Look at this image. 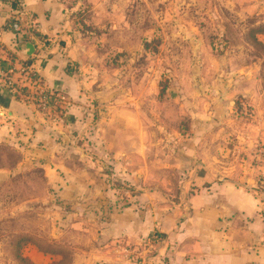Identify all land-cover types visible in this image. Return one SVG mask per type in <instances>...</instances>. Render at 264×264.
<instances>
[{
	"label": "crops",
	"instance_id": "0c3cea01",
	"mask_svg": "<svg viewBox=\"0 0 264 264\" xmlns=\"http://www.w3.org/2000/svg\"><path fill=\"white\" fill-rule=\"evenodd\" d=\"M88 1L94 10L101 7L96 2L102 0ZM70 2L0 0V66L15 83V69L28 65L46 96L41 105L35 91L12 89L0 77V147L16 149L18 161L42 164L46 187L61 201L55 206L72 210L58 218L48 208L47 224L63 226L50 231V240L66 242L72 252L70 264H141V256L146 255L143 243L154 233L159 242L148 253L146 264H264V191L254 186L260 180L259 172L226 159L228 149L221 155L208 154L205 149L220 138L216 131L230 125L224 121L228 112L223 121L217 123L213 118L220 108L232 109L229 102L234 96L252 103L254 114L246 130L235 127L240 129L237 142L246 143L249 150L258 138H264L259 62L256 56L248 55L247 60L251 43L242 37L247 32H262L264 0H155L156 28L188 34L192 47L200 50L209 47L206 34L221 36L220 49L225 50L228 63L225 77L232 88L226 94L228 104L216 107L210 104L211 95L196 86L189 93L182 90V84L172 89L177 98L196 97L201 116L198 120L187 107L186 114L194 119L188 125L189 137L181 140L170 130L166 135L174 134L171 143L168 136L150 138L144 132L147 109L143 107L156 96L155 92L150 95L146 84L134 95L126 90L121 96L114 90L109 102L101 105L105 99L93 88L91 74L99 60V46L74 31L68 14ZM22 13L24 23H19L15 19ZM111 29L110 34L117 33L116 24ZM127 29L126 33L132 31ZM112 46L111 51L132 55L127 40L123 47ZM207 59L199 63L207 65ZM153 62L158 64V57ZM198 72L189 73L186 80L206 81L207 71ZM17 85L22 86L19 81ZM172 105V119L178 121L184 110L178 101ZM156 122L158 128L169 129L162 118ZM166 144L176 147L170 150ZM154 150L157 156L162 153L159 160L165 162L160 169L154 164L150 168ZM167 161L177 168L168 170ZM94 162L109 163V171L102 172ZM191 163L199 168H191ZM187 168H191L188 173ZM28 172L33 171L29 168ZM186 174L188 178L181 180L180 175ZM169 178L176 180V186L169 184Z\"/></svg>",
	"mask_w": 264,
	"mask_h": 264
},
{
	"label": "rangeland",
	"instance_id": "374dc122",
	"mask_svg": "<svg viewBox=\"0 0 264 264\" xmlns=\"http://www.w3.org/2000/svg\"><path fill=\"white\" fill-rule=\"evenodd\" d=\"M96 4H100L101 7L94 10L91 1L71 0L68 5V14L77 35L99 46L96 49L99 60L96 61V66L91 74L94 76L92 80L93 88L105 99L101 105H106L109 102L113 97L112 91L114 90L121 96H125L126 90L131 91L134 95L141 91L142 86L146 84L150 89V95H154L155 92L156 96L153 98L154 101H148L144 104L143 109H147L144 132L150 138H159L165 135L170 140V136L174 134L166 135V133L172 130V132L175 131L179 139L184 140L189 137L188 125L194 120L192 114H186L187 107L197 114L196 97L177 98L172 89L181 87L182 84V90L187 89L185 91L189 93L190 89H194V86H196L195 89L211 95L210 100L212 103H209L214 107L228 104L226 94L232 91V88L229 90L228 86L231 82L227 81L225 77V69L228 67V63L225 64L227 57L223 56L225 50L223 52L220 49L219 37L221 36L218 33L206 34L210 40L209 47L200 50L197 47H192L190 38L187 37L188 34L184 36L156 28L155 0H102L96 2ZM158 4L160 5V3ZM171 4L176 6L173 2ZM163 9H165L164 6ZM166 10L171 16L170 8H166ZM114 24L117 26V33L110 34L109 31L112 30ZM119 26L122 29H119ZM126 28L132 31L126 33ZM263 31L264 27L262 32L259 33L247 32L242 34V37L251 43V47L246 52L247 60L253 56L258 58V61L256 57L254 59L259 62L260 81L258 84L261 89L264 88ZM231 36L235 37V34ZM125 40L133 48L132 55L129 56L124 51H111L112 45L123 47ZM195 54H198L199 62L208 58V64L201 65L199 62L196 64ZM156 57L159 59L158 64L153 62ZM196 70L199 71V75L200 71H207L206 81L186 80V78H189V73L196 72ZM179 77L183 80L179 81ZM199 97L201 99L204 95ZM174 100L178 101L182 106V110H184L181 119L178 121L172 119V102H176ZM193 101L195 102L193 103ZM154 102H159V104L156 105ZM229 104L232 107L230 111L220 108L213 119L217 123L223 121V117L228 112L229 118L224 121L229 122L230 125H224V130L216 131L215 134H219L220 138L217 142L206 145L205 149L208 154L218 152L219 155L226 149L232 150L231 152H228V150L225 152L227 153L225 158L231 159V162L235 161L237 164H243L247 169L259 172L260 180L254 186H256V189L264 191V178L262 175L264 171V138H258L256 143L251 145V149L248 150L246 143L237 142L240 129H235L236 126L238 128L244 126L246 130V124L251 122L254 115L252 112L253 107L250 105L252 103L234 96ZM157 106L160 107L159 110L156 108ZM161 112L165 114L160 115ZM213 113L214 111L212 115ZM195 116L199 120L201 114ZM157 118H162L166 124H169V129L165 131L158 128ZM173 126L176 128L172 129ZM226 137L230 143L225 141L224 138ZM167 142L171 143L172 140ZM223 144L225 145L223 146ZM152 146L161 148L158 145L155 146V144ZM182 146L180 145L181 149ZM173 147H176V145H169L170 150ZM155 151L154 154L152 153L153 157L151 159L153 160L150 163V168H153L152 164H154L157 169H160L159 167H163L165 162L159 160L162 153L157 156ZM233 155L234 157H232ZM16 156V149L0 147V264H35L34 262L38 264H46V262L47 264H70L72 252L65 246L66 242L59 241L61 239L57 242L56 239L50 240V231L52 229H62L63 226L48 225L49 219L46 214L49 211L48 208H51L54 217L59 218L67 215L72 210H67L63 205V209L56 207L60 206L61 201L55 192L51 194L46 187L47 178L44 176L42 164L37 163L34 165L29 164L28 161H18ZM96 164L102 172L109 171V163L102 162L99 164L97 162ZM166 165H168V170L177 168L172 167L170 161H167ZM195 165V163H191L190 167L194 168ZM18 167L21 170H19L20 173L17 171ZM29 168L33 172H28ZM191 168L184 169V171L188 170V173ZM196 168H199V166L196 165ZM179 170L182 171L183 169L180 168ZM196 172L200 175L199 170ZM32 173L34 174L32 175ZM180 176L181 180L188 178L186 177L187 174ZM218 178L219 176L216 177V179ZM168 182L176 186V180L173 182V179L169 178ZM117 195L119 194L117 193ZM68 199L66 198L67 202H73V199ZM47 256L49 261H46Z\"/></svg>",
	"mask_w": 264,
	"mask_h": 264
},
{
	"label": "built area",
	"instance_id": "2783aa9c",
	"mask_svg": "<svg viewBox=\"0 0 264 264\" xmlns=\"http://www.w3.org/2000/svg\"><path fill=\"white\" fill-rule=\"evenodd\" d=\"M21 18H16L15 20L19 23H24V14L22 13ZM18 80L17 82H13L11 76H8V74L5 72V70L0 66V77H4L6 80V85L13 88H25L29 91H35L36 96L38 97L39 101L41 102V105L44 103L45 96V90L42 89L40 82L34 72H32L28 65L22 64L19 68L15 69ZM12 73V72H11ZM18 81L21 82L22 86L18 87ZM42 99V100H40ZM159 242V237L156 233L151 234L149 239L145 241L143 244L144 250L146 251L145 256H141L143 258L141 264H146V261L149 257V254H151L153 251H155L156 245ZM149 253V254H148ZM135 254H140L138 250L135 251ZM139 257V256H137ZM140 258V257H139ZM141 261V260H140Z\"/></svg>",
	"mask_w": 264,
	"mask_h": 264
},
{
	"label": "water",
	"instance_id": "95a60500",
	"mask_svg": "<svg viewBox=\"0 0 264 264\" xmlns=\"http://www.w3.org/2000/svg\"><path fill=\"white\" fill-rule=\"evenodd\" d=\"M26 48H28L29 50H32V45L31 44H26ZM31 52H29L30 54Z\"/></svg>",
	"mask_w": 264,
	"mask_h": 264
},
{
	"label": "trees",
	"instance_id": "16d2710c",
	"mask_svg": "<svg viewBox=\"0 0 264 264\" xmlns=\"http://www.w3.org/2000/svg\"><path fill=\"white\" fill-rule=\"evenodd\" d=\"M14 5V3L12 4V6ZM157 234V233H156Z\"/></svg>",
	"mask_w": 264,
	"mask_h": 264
}]
</instances>
